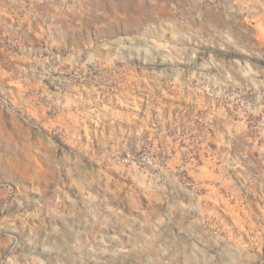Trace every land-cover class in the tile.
I'll use <instances>...</instances> for the list:
<instances>
[{
	"label": "clouds",
	"instance_id": "1",
	"mask_svg": "<svg viewBox=\"0 0 264 264\" xmlns=\"http://www.w3.org/2000/svg\"><path fill=\"white\" fill-rule=\"evenodd\" d=\"M0 264H264V0H0Z\"/></svg>",
	"mask_w": 264,
	"mask_h": 264
},
{
	"label": "rangeland",
	"instance_id": "2",
	"mask_svg": "<svg viewBox=\"0 0 264 264\" xmlns=\"http://www.w3.org/2000/svg\"><path fill=\"white\" fill-rule=\"evenodd\" d=\"M85 138H87V137H85ZM221 202H222V204L224 206V209H225V212H226L227 215H229V216H237L236 209L231 203H229L227 200H225L223 198H221Z\"/></svg>",
	"mask_w": 264,
	"mask_h": 264
}]
</instances>
